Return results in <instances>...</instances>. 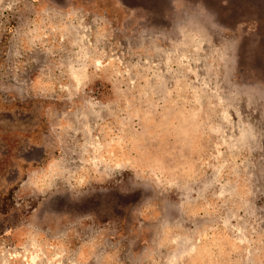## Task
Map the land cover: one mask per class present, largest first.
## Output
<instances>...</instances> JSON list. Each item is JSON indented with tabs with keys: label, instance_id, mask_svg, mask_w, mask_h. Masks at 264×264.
<instances>
[{
	"label": "rangeland",
	"instance_id": "obj_1",
	"mask_svg": "<svg viewBox=\"0 0 264 264\" xmlns=\"http://www.w3.org/2000/svg\"><path fill=\"white\" fill-rule=\"evenodd\" d=\"M0 264H264V0H0Z\"/></svg>",
	"mask_w": 264,
	"mask_h": 264
},
{
	"label": "snow or ice",
	"instance_id": "obj_2",
	"mask_svg": "<svg viewBox=\"0 0 264 264\" xmlns=\"http://www.w3.org/2000/svg\"><path fill=\"white\" fill-rule=\"evenodd\" d=\"M59 2V0H58ZM162 2L165 4V6H169L171 3V0H162ZM198 2V0H183V4H191L195 5ZM190 22L192 23H204L203 19L199 16V14L195 11H190Z\"/></svg>",
	"mask_w": 264,
	"mask_h": 264
}]
</instances>
